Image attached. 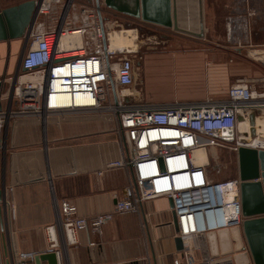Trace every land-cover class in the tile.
<instances>
[{
	"label": "built area",
	"instance_id": "2783aa9c",
	"mask_svg": "<svg viewBox=\"0 0 264 264\" xmlns=\"http://www.w3.org/2000/svg\"><path fill=\"white\" fill-rule=\"evenodd\" d=\"M101 3L35 0L33 19L19 39L23 48L17 55L16 71L0 76V83L8 82L12 88L0 92V151L11 119H44L68 112L104 114L115 122L122 151L120 159L106 166L127 170L125 196L116 199L112 212L90 218L79 216L72 201H56L55 224L45 227L50 244L57 245L55 228L67 244H76L79 229L89 227L100 233L113 212H139L143 201L165 197L176 217L175 235L183 244V261L178 264H232L230 257L210 256L203 240L209 230L241 224L240 180L238 176L214 178L215 171L209 167L220 151L237 154L239 147H248L247 140L239 136L238 124L240 117L258 116L264 109V77L235 79L221 99L137 100L134 51L109 48V35L115 30L113 22L104 17ZM263 8L264 0L229 2L226 40L237 46L250 42V24ZM129 30L138 31L136 27ZM3 101L5 106H1ZM196 151L204 154L199 163ZM11 192V187L3 185L0 221L7 220V209L14 216ZM227 194H232L236 205L231 214L220 205ZM36 255L18 252L15 259L24 264Z\"/></svg>",
	"mask_w": 264,
	"mask_h": 264
},
{
	"label": "crops",
	"instance_id": "0c3cea01",
	"mask_svg": "<svg viewBox=\"0 0 264 264\" xmlns=\"http://www.w3.org/2000/svg\"><path fill=\"white\" fill-rule=\"evenodd\" d=\"M209 4V13H214L211 1ZM8 5H11L8 0H0V9ZM101 5L102 10L103 7L111 10ZM228 5L227 2L225 10ZM126 16L131 19L129 23L135 22L138 30L141 23H148ZM226 16L227 13L224 22ZM104 17L107 18V14ZM176 33L179 32L161 37L169 39ZM182 35L192 39L207 36L206 28L203 38ZM18 43L19 40L0 42V76L13 75L16 71ZM213 52L209 48L173 53L164 66L169 72L179 68L193 77L195 67L198 68L204 59L209 64ZM212 72L208 70L209 76L214 77L209 78L205 88L209 95L220 87L216 72L214 75ZM5 85L7 89L10 87L8 82ZM5 105L3 101L1 106ZM114 130L113 120L94 112H68L48 115L44 119L18 117L9 121L0 151L1 178L5 187L12 188L9 198L14 216L7 209V220L0 221V237L5 227L8 254L7 258L2 254L3 264H17L15 255L18 252L55 253L57 264H178L183 261L182 251L175 248L171 201L165 197L143 201L139 212H113L112 219L102 226L100 233L89 227L79 229L76 244H67L60 229L55 228L57 245L50 244L45 227L55 224L56 201L68 199L76 205L79 216L90 218L98 213L112 212L116 199L125 196L127 170L106 166L122 155ZM243 240L245 242L244 237ZM203 242L209 254L205 234ZM245 250L248 263L254 264L248 248ZM236 253L218 256L230 257L235 264L233 255ZM40 263L48 264V261L41 260ZM24 264H34V261H24Z\"/></svg>",
	"mask_w": 264,
	"mask_h": 264
},
{
	"label": "rangeland",
	"instance_id": "374dc122",
	"mask_svg": "<svg viewBox=\"0 0 264 264\" xmlns=\"http://www.w3.org/2000/svg\"><path fill=\"white\" fill-rule=\"evenodd\" d=\"M8 1L12 4L23 0ZM210 1L214 13H209ZM232 1L204 0L203 4L206 7L204 22L207 36L203 39H192L185 37L181 33H176L169 39H164L161 37L162 34L169 35L174 31H171L169 27L149 22L141 23L138 31H130L131 43L135 44H133L135 48L133 53L135 60L134 98L151 102L203 100L211 97L212 99H221L226 95V85H230L235 79L243 77L250 79L263 78L264 60L250 57L249 53L254 49L264 51V8L259 11L258 16L250 24L251 41L241 42V46H237L236 42H229L225 38L224 16L227 13L225 4ZM103 8L102 13L107 14V18L113 22V30L120 31L135 27V22L129 23L131 19H128L126 14L113 9ZM154 31H157V33H154ZM18 44H20V41ZM209 48L214 50L211 62L208 64L205 59L202 60L200 66L198 68L195 67L196 73H194L193 77L184 74L182 69L179 68L177 71L172 70V72H169L164 66V63L168 60L167 58L172 56L173 53L177 54L192 49L204 51ZM16 55H18L17 51ZM209 69L210 72L212 70L216 72L215 77L220 86L217 87L216 93L214 92V94L210 95L205 89L209 78L213 79L214 77L209 76ZM213 72L211 73L212 75H214ZM209 168L213 172L215 171L214 178H227L232 177V175L236 177L237 156L233 152L220 151L217 161L212 162ZM3 224L5 223L3 222ZM1 237V251L3 256L7 258L5 227L2 229Z\"/></svg>",
	"mask_w": 264,
	"mask_h": 264
},
{
	"label": "water",
	"instance_id": "95a60500",
	"mask_svg": "<svg viewBox=\"0 0 264 264\" xmlns=\"http://www.w3.org/2000/svg\"><path fill=\"white\" fill-rule=\"evenodd\" d=\"M102 2L108 8L140 18L144 22L169 27L173 31L195 38L205 36L203 0H102ZM99 3L100 0H96V4ZM35 9V0H23L2 7L0 42L21 39L33 19ZM2 88H6L5 83H0V92ZM9 89L11 92L12 88ZM252 115L254 113H251ZM236 156L242 222L240 225L207 231L205 237L209 254L216 257L236 251L237 253L233 255L235 264H248V252L245 250L247 247L254 264H264V149L239 147ZM1 173L0 156V197L3 191ZM172 224L175 232H178L174 214ZM174 243L176 250L182 251L180 236L175 235ZM55 259V253H42L36 255L33 261L34 264H41V260H47L48 264H57Z\"/></svg>",
	"mask_w": 264,
	"mask_h": 264
},
{
	"label": "bare ground",
	"instance_id": "6f19581e",
	"mask_svg": "<svg viewBox=\"0 0 264 264\" xmlns=\"http://www.w3.org/2000/svg\"><path fill=\"white\" fill-rule=\"evenodd\" d=\"M133 34V33H132ZM109 48L110 49H125V48H134L131 43L130 38V30L122 29L120 31H114L109 35ZM135 45V44H134ZM250 57L255 59H263L264 60V51L254 49L249 53ZM240 121L238 124V132L240 138L247 140L248 145L251 146H262L264 147V109L261 114L256 116L251 113L248 115L246 119H242L240 117ZM252 127V128H251ZM257 136H256V135ZM250 148V146H248ZM196 162L199 163L203 160L204 154L202 151L195 152ZM226 202H221L220 205L225 207L229 214L233 213L236 210V205L234 202V198L232 194L226 195Z\"/></svg>",
	"mask_w": 264,
	"mask_h": 264
},
{
	"label": "flooded vegetation",
	"instance_id": "af4514ba",
	"mask_svg": "<svg viewBox=\"0 0 264 264\" xmlns=\"http://www.w3.org/2000/svg\"><path fill=\"white\" fill-rule=\"evenodd\" d=\"M22 48H23V44H22V42H20L17 52L19 53L22 50ZM134 85H135V83H134Z\"/></svg>",
	"mask_w": 264,
	"mask_h": 264
}]
</instances>
